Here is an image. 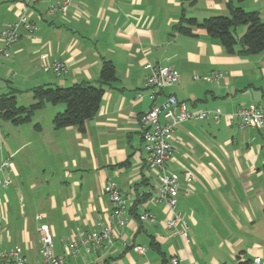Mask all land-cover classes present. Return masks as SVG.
I'll list each match as a JSON object with an SVG mask.
<instances>
[{"label": "crops", "instance_id": "obj_1", "mask_svg": "<svg viewBox=\"0 0 264 264\" xmlns=\"http://www.w3.org/2000/svg\"><path fill=\"white\" fill-rule=\"evenodd\" d=\"M52 1L40 0L33 8L37 29L33 35L21 31L11 62L0 64V75L12 76L10 66L28 67L24 78L31 87L55 85L45 81L98 86L107 60L115 65L117 81L104 86L101 107L84 132L54 128V117L65 110L61 104L46 106L21 125L19 141L9 127L5 152L0 137V161L12 165V184L0 191V243L4 236L12 242L10 223H23L22 245L9 250L21 249L29 264H36L41 261L37 215L54 238L99 231L112 208L104 186L113 182L125 198L129 224L116 231L112 245L89 252L81 247L83 255L68 256L67 264H170L172 257L180 264H255L261 257L264 264V239L256 235L259 227L248 223L252 211L264 208V129L242 128L234 119L242 106L264 107V52L231 55L203 29H193V36L176 30L183 14L198 22L228 16L229 0H76L65 15L49 16ZM23 3L0 0V31L18 20ZM241 6L258 12L264 22V0ZM246 31L240 26L237 35ZM58 61L68 66L66 75L43 71V65ZM152 66L170 67L180 76L156 104L174 95L192 111L224 115L219 123L184 122L172 135L166 167L180 177L176 210L189 225V243L165 228L169 207L152 201L159 175L149 169L140 124L153 106L145 88ZM41 72L63 79L40 77ZM217 73L224 77L211 80ZM186 171L193 173L192 183L184 179ZM146 212L155 222L141 219ZM65 239L60 250L55 245L57 255L65 253ZM125 242L146 247L147 254L139 255Z\"/></svg>", "mask_w": 264, "mask_h": 264}, {"label": "built area", "instance_id": "obj_2", "mask_svg": "<svg viewBox=\"0 0 264 264\" xmlns=\"http://www.w3.org/2000/svg\"><path fill=\"white\" fill-rule=\"evenodd\" d=\"M40 0H24L23 13L18 20L7 25L0 31V41L4 47L0 48V64L10 58L11 48L17 44L21 38V31L33 35L36 24L31 19V11ZM76 0H53L47 6L46 13L54 16L58 13L66 14L74 7ZM45 73H53L57 77H62L68 73V66L63 62H53L42 67ZM224 75L217 73L211 80L219 81ZM179 74L170 67L152 66L150 74L146 79L145 88L150 91L149 98L153 102L152 108L140 117V124L143 132L144 150L148 155L149 169L159 175L158 192L153 195L152 201L155 204L165 203L170 209V217L165 221V228L181 239L190 242L189 225L183 219L182 214L177 212V197L180 192V177L177 174L167 171L166 162L172 153V135L177 127L189 121H209L219 123L224 117L220 110L214 111H192L187 105L181 102L176 96H169L162 104H156L157 96L165 89L179 84ZM141 97V94L138 95ZM238 125L242 128L264 129V107L251 104L238 108L234 114ZM12 165L7 160L0 161V191L9 188L12 184ZM183 177L187 183L194 181L192 172L186 171ZM104 193L107 194L111 202V213L109 221L102 226L99 231H81L77 237H68L64 240L65 253L57 255L55 252L54 235L50 227L43 222L44 217L37 215V234L39 238V252L41 261L36 264H67L68 256H77L80 248H85L88 252L94 248L101 249L105 245H112L117 230L124 229L129 224V216L125 212V198L116 185L108 182L104 186ZM142 220L155 222V216L146 212L141 216ZM141 256L147 254L146 247L134 243H124ZM262 258L257 257L255 264H261ZM0 264H29L28 259L23 255L21 249L4 251L0 249ZM170 264H180L177 257H172Z\"/></svg>", "mask_w": 264, "mask_h": 264}, {"label": "trees", "instance_id": "obj_3", "mask_svg": "<svg viewBox=\"0 0 264 264\" xmlns=\"http://www.w3.org/2000/svg\"><path fill=\"white\" fill-rule=\"evenodd\" d=\"M245 1L229 0L228 16L211 17L202 22L186 18L183 14L176 30L182 35L193 36V29H203L209 36L218 39L228 54L243 57L258 55L264 52V22L258 12H247L242 8ZM240 26L247 27L242 37L237 35ZM116 81L115 65L103 60L98 86L90 82L69 87L51 84L38 86L32 90L34 102L28 107L18 104L16 90L12 89L0 95V118L21 126L30 123L36 113L46 106L64 104L65 110L53 119L54 128L77 127L84 132L85 124L97 115L101 107L104 86H110Z\"/></svg>", "mask_w": 264, "mask_h": 264}, {"label": "rangeland", "instance_id": "obj_4", "mask_svg": "<svg viewBox=\"0 0 264 264\" xmlns=\"http://www.w3.org/2000/svg\"><path fill=\"white\" fill-rule=\"evenodd\" d=\"M3 47H4V45L2 43H0V48H3ZM12 49L13 48H11V50H10L11 58L4 61V63H8V65L13 58V50ZM10 67H11V70L14 72L12 76L6 77L5 75H0V88L2 87V90H0V94L9 92L11 87L13 89L15 88L18 104L23 105V106H30V102L32 100V90L35 87L42 86L46 83H38L37 86L31 87L34 85L31 84L29 81H27L24 78V74H27L30 70L28 67H22V68H20L19 66H10ZM41 76H47V78L55 79V80L63 79V78H56L55 76H53L51 74H49V75L44 74L43 72H41L40 77ZM45 82H52V83H55V85L57 84L54 81H45ZM50 107H56V106H50ZM9 127L14 129L15 134H13V136L16 137L17 141H19V137H20V136L16 135V133H18V132L20 133V131L17 129H21V126L14 125L10 121H4L0 118V137H2L1 141L4 144V146H3L4 152L6 150V143H8L7 138H8ZM235 214H237V213H235ZM251 216H252V221H250L248 223H255V227H259V229H257V230H259V232L256 233L257 237L264 239V208H259V209H256L255 211H252ZM31 228L35 229V227H31ZM34 229H31V231L33 232ZM22 230H23V223H10L9 227H8V231L10 232L12 242L8 243L5 236H4V241L2 243H0V248L2 250H9V249H12L16 246H21L22 243H21L20 237H21ZM261 232H262V234H261ZM65 238H66V236L64 234H62V235L60 234L54 238L57 251L61 249V245H60L61 240L65 239ZM81 254L83 255L82 252H81ZM81 254H79V255H81Z\"/></svg>", "mask_w": 264, "mask_h": 264}]
</instances>
